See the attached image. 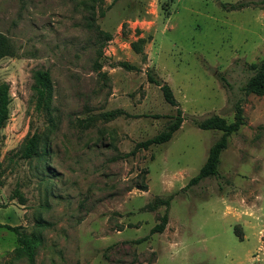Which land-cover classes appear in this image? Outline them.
<instances>
[{"label":"rangeland","instance_id":"obj_1","mask_svg":"<svg viewBox=\"0 0 264 264\" xmlns=\"http://www.w3.org/2000/svg\"><path fill=\"white\" fill-rule=\"evenodd\" d=\"M238 1L0 0L12 50L0 57L10 98L0 224L18 227L0 226V264H264V95L239 90L248 64L264 58V8L220 5ZM35 69L49 72L53 123L35 108ZM148 69L169 84L184 120L168 141L127 155L175 112ZM236 101L244 124L228 136L217 175L185 187L221 135L191 120L230 122ZM113 109L123 113L101 117ZM33 133L43 155L22 158ZM168 195L167 223L150 234L165 207L145 205Z\"/></svg>","mask_w":264,"mask_h":264},{"label":"trees","instance_id":"obj_2","mask_svg":"<svg viewBox=\"0 0 264 264\" xmlns=\"http://www.w3.org/2000/svg\"><path fill=\"white\" fill-rule=\"evenodd\" d=\"M221 7L225 10H236L245 7H258L264 8V0H240L236 3H222ZM109 34H106L108 37ZM11 46L5 42L3 37L0 35V57L4 55H10L12 50ZM120 65L127 70L136 69L134 65L127 62H120ZM248 68L251 70V74L247 77L245 82L240 86L239 90L244 94H254L257 96L264 95V58L248 64ZM146 77L149 82L159 86L163 99L172 106H175V112L168 116L169 120L156 134L138 141L134 144L133 148L128 152L127 155H133L139 149H147L153 144H160L168 141L173 133L181 126L184 120V114L178 107V103L173 95L172 89L169 84L161 79L159 76H155L151 69L146 71ZM219 80L224 86L227 87V83L223 76H218ZM31 89L33 91V97L35 101V108L41 112H44L46 118L53 123L51 118V98H52V83L48 70L46 69H35L32 73V84ZM10 102L7 89L3 88L0 90V127L8 118V104ZM123 111L120 109H113L101 114V117L105 120H110L118 115L122 114ZM192 124L200 129H214L221 131V135L209 146L206 159L200 167L197 174L191 177L187 185L197 184L200 180L215 176L218 173V166L220 162V154L227 147L228 136L231 133H235L244 124L243 109L240 101H236L233 104V120L227 122L226 119L218 114H211L204 118L191 120ZM44 140L37 133H33L31 136L26 137L20 145L19 153L22 158L30 159L34 156L43 155V152H39V148L43 149ZM139 189H146V184L142 183L138 186ZM172 195H168L165 198L155 197L152 202L145 205L146 209L154 210L157 207L164 206L165 212L161 215L160 220L150 229V234L155 232H162L167 220L168 214L167 209L169 207ZM2 227H6L14 232H17V226H9L6 224H0ZM19 235V234H18ZM19 241L21 246L19 250L26 253L28 259H32V248L30 241L22 238L19 235ZM140 241V240H137Z\"/></svg>","mask_w":264,"mask_h":264}]
</instances>
